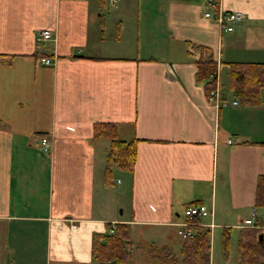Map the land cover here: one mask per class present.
Here are the masks:
<instances>
[{
	"label": "crops",
	"instance_id": "1",
	"mask_svg": "<svg viewBox=\"0 0 264 264\" xmlns=\"http://www.w3.org/2000/svg\"><path fill=\"white\" fill-rule=\"evenodd\" d=\"M217 2L242 14L233 31L204 17L202 0H0V264H98L91 237L116 223L131 257L136 245L144 264H163L152 256L180 248L175 224L194 203L210 210L209 264H238L230 241L243 220L253 213L264 229V88L242 105L220 76L229 62L264 61V0ZM39 30L49 38L36 44ZM190 43L210 49L236 105L207 99ZM98 122L137 140L131 171L110 164L108 182Z\"/></svg>",
	"mask_w": 264,
	"mask_h": 264
},
{
	"label": "trees",
	"instance_id": "2",
	"mask_svg": "<svg viewBox=\"0 0 264 264\" xmlns=\"http://www.w3.org/2000/svg\"><path fill=\"white\" fill-rule=\"evenodd\" d=\"M189 56L194 55L195 80L201 82L206 94L214 88L216 62L209 48L189 44ZM227 86L233 97L242 105H257L261 102L260 90L264 88V61L227 63ZM97 138H107L109 149L108 165L104 171L105 181L110 179V164L125 171H131L135 161L136 139L119 140L115 123L98 122L92 125ZM264 145L263 143H260ZM263 194L262 180L256 186L255 203L261 202ZM109 226V225H107ZM193 235L181 240L180 264H209V229L192 227ZM261 234V239H259ZM230 230L224 228L221 234V246L224 254L228 251ZM238 264H264V229L242 228L237 234ZM91 254L98 264H126L131 257V244L128 241V228L125 224L113 225V232L91 237ZM152 258L163 264H172L175 258L163 246Z\"/></svg>",
	"mask_w": 264,
	"mask_h": 264
},
{
	"label": "built area",
	"instance_id": "3",
	"mask_svg": "<svg viewBox=\"0 0 264 264\" xmlns=\"http://www.w3.org/2000/svg\"><path fill=\"white\" fill-rule=\"evenodd\" d=\"M112 3L114 0H110ZM206 9L203 13V16L206 18L211 17L212 20L219 26V28L224 32L233 31L234 27L239 24L243 18L240 12L223 10L218 4L217 0H205ZM49 38V32L39 30L34 33L33 40L36 44L40 41L46 40ZM40 62L43 64H50V60L48 58L41 57ZM217 67L215 70V82L214 88L209 91L207 94V99L213 102L217 107H226L228 105H236L237 101L232 100L230 103H227L223 98L222 94L219 92L217 86ZM41 145L43 150H47V139H41ZM210 215V210L202 203H194L186 206L183 209V220L180 223L175 224L176 226V234L180 239H186L193 235L192 227L198 226L202 228L211 227L212 224L203 225L200 222V219L204 216ZM242 227L248 228H260L254 223L253 213L247 219L243 220ZM108 232L112 234L113 227H110Z\"/></svg>",
	"mask_w": 264,
	"mask_h": 264
},
{
	"label": "rangeland",
	"instance_id": "4",
	"mask_svg": "<svg viewBox=\"0 0 264 264\" xmlns=\"http://www.w3.org/2000/svg\"><path fill=\"white\" fill-rule=\"evenodd\" d=\"M204 3L205 0H202ZM107 9L108 11L113 9V5L108 2L107 4ZM220 88L221 90L225 91L228 93L229 89L227 86V78L226 75L224 74L223 70H221V76H220ZM113 184H114V179H113ZM116 185V184H114ZM119 209V208H118ZM183 212L180 213V216L182 217ZM155 227H149V228H142L139 230H134L133 234H141V233H145V234H149V235H153L155 232ZM173 237V240L177 243L178 240L175 238V236L172 234L171 235ZM132 238V237H131ZM236 245H237V235L233 234L231 237V241H230V246L231 249H236ZM177 249H173L172 255L175 258V261L173 264H180V254H179V247L178 244H176ZM218 248V243L215 241L213 244V250L216 251V249ZM149 257H147V255L145 254V252H142L140 249L136 248V245L133 247V252H132V257L131 260L129 262H127V264H144V263H150ZM151 259V257H150ZM238 259V256H237Z\"/></svg>",
	"mask_w": 264,
	"mask_h": 264
},
{
	"label": "water",
	"instance_id": "5",
	"mask_svg": "<svg viewBox=\"0 0 264 264\" xmlns=\"http://www.w3.org/2000/svg\"><path fill=\"white\" fill-rule=\"evenodd\" d=\"M259 239H261V234H259Z\"/></svg>",
	"mask_w": 264,
	"mask_h": 264
}]
</instances>
